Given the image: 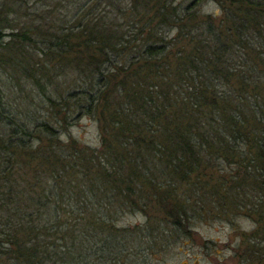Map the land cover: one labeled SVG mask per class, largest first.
<instances>
[{"label":"trees","instance_id":"trees-1","mask_svg":"<svg viewBox=\"0 0 264 264\" xmlns=\"http://www.w3.org/2000/svg\"><path fill=\"white\" fill-rule=\"evenodd\" d=\"M238 211L261 261L264 0H0V264H153Z\"/></svg>","mask_w":264,"mask_h":264},{"label":"rangeland","instance_id":"rangeland-1","mask_svg":"<svg viewBox=\"0 0 264 264\" xmlns=\"http://www.w3.org/2000/svg\"><path fill=\"white\" fill-rule=\"evenodd\" d=\"M203 7V10H207L214 6L208 2ZM27 89L26 87L20 91L13 84L12 95H17L22 99L26 96ZM72 133L79 134L86 141L93 142L97 139L95 124L87 118L81 119L76 126H73ZM126 218H131L132 222L137 220L132 215H128ZM253 226L254 222L242 211L231 214V217H215L208 221H197L194 229L199 238L196 241L185 237L186 242L184 243L181 240L171 243V246L167 247L164 254L153 264H236L234 249L240 239L238 229L246 231ZM203 239L209 240L211 243L207 242L204 247L201 242ZM245 263L264 264V255L261 261L253 260Z\"/></svg>","mask_w":264,"mask_h":264}]
</instances>
